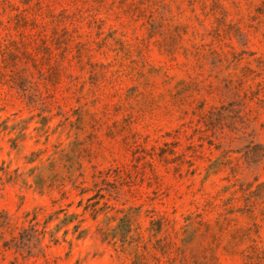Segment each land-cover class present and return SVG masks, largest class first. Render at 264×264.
I'll return each instance as SVG.
<instances>
[{"label":"rangeland","instance_id":"rangeland-1","mask_svg":"<svg viewBox=\"0 0 264 264\" xmlns=\"http://www.w3.org/2000/svg\"><path fill=\"white\" fill-rule=\"evenodd\" d=\"M0 264H264V0H0Z\"/></svg>","mask_w":264,"mask_h":264}]
</instances>
